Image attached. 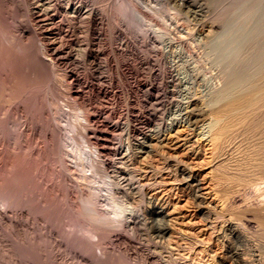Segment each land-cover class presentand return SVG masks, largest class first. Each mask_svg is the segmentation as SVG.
Here are the masks:
<instances>
[{
  "label": "rangeland",
  "instance_id": "374dc122",
  "mask_svg": "<svg viewBox=\"0 0 264 264\" xmlns=\"http://www.w3.org/2000/svg\"><path fill=\"white\" fill-rule=\"evenodd\" d=\"M38 1H41V0H0V9L2 11L6 9L4 11L5 13L3 12L2 14L7 15V16L4 15L6 17L5 21H7V23L16 22L15 24L18 25V23L21 22L19 23L20 25L24 24L25 26H27L29 22L30 25H28L27 27L30 28L32 23H30V21L26 22L25 15L26 14L27 16L29 15L30 9L38 8L37 6ZM54 1L58 3V6L60 7V15H63L62 11L64 13V12L69 11L70 8L72 7L81 6V5L83 7L86 6L87 8H90L91 6L92 8L97 9L98 11L96 15V20H98L96 22L97 26L95 25L91 29L92 32L90 31V33L87 34V32L85 31V24H82V21L80 19L78 22L77 21L75 22V24L77 23L78 25L77 24H76L77 26L75 25L76 27H75L74 33H72L73 32L72 31L70 34L69 33L66 34L67 37L66 36L63 37L64 38L63 41L65 44H63L64 48L62 49H64L65 52H70L69 53L70 64L67 65L68 67L67 66L65 67H67V70H70V69L73 70L72 74L74 75V78L76 77L75 79L76 80L78 79V81L80 82L78 85V89H75L74 91H72V93L68 90L69 89L67 87L68 82H66L67 80L65 81V79L62 77L64 74V70H65V68L62 69L64 66H62L61 70L56 69L57 71H53L52 73V71L50 70L52 69L55 70V68L50 69L49 67L50 64H49L47 75H49L48 74L49 71H50L49 73L50 74L52 73V74L51 76L49 75L50 77L48 76L47 77L51 80L45 77V79L41 78L42 80L40 78H36L39 80L37 81L35 80V78L32 80L33 77L31 76L30 78V77L23 75L26 78H28V79L26 78L25 79L29 80V83L25 81L24 77H22L23 78L22 80H24L25 83L23 81L22 83H24L25 85L27 84L28 86L27 85L25 86L24 84H22V86L17 89V92H19V95L20 93H22L21 94L22 97L20 95L19 99L17 97L14 100L15 102L18 100V102L16 103H19L20 110L16 111L13 109V106L6 105L8 107L7 110H9L8 112L11 113L9 114L7 111H5L6 110L5 105H4L5 110L2 108L5 111V112L2 111L4 113L2 115V118L6 119V120L4 119L2 123H4V125L6 126L2 124L3 127L2 126L1 127L3 128V130L0 127L1 128L0 130H2V133H4L5 131L4 133L5 137L2 134L5 140H3V137H1V139L4 142L6 141L7 138H9L8 141H10L11 136H12L11 141L13 138L19 139V136L17 137V134L15 133V131L11 132L10 128L12 130V127L15 126V124L18 125V123L20 124L21 122L24 121L28 124V126L30 125V128L33 130L32 137H31L33 138L31 139L32 141L30 140L27 142L28 144L26 143L28 146H30L32 142V146H30L29 149L25 147V149L29 151L31 147L34 148V149L31 148L33 152L32 150L29 151L32 153L34 152L36 153V154L34 153L35 156L30 155L32 158L34 157L36 158V156H39V154H42V155L37 157V159L34 158L31 161V157L29 156L30 153L28 152L29 153L28 154L26 151L25 155L27 154L28 157L26 158L27 155L24 157L22 156V159L25 161V163L22 160L20 161L21 164L23 162V164L21 165L20 162H18L17 160H16L17 162L13 160L12 164H15L16 162L18 165L16 164L17 166L16 165L13 166L12 164H10V166L12 165L11 169L10 168L4 169V170L8 169L10 172L8 171V174L6 173L7 175L4 174L5 171L2 173L3 175L1 174L2 177L4 176V179H2V177H1L2 180L0 179V187H1L0 188V194H1L0 195V205L5 206V207L0 206V264H97V262L99 261L104 262L103 264H126V263H132V264L134 263L135 264H185V263L189 264L190 263L191 264V262H193L192 264H197V263L198 264H222L219 260V256L220 255L222 256L223 254L224 256H222V259H224V261H226L227 264H234L235 263L234 260L239 255L240 257L242 258L244 257V259H247V260H249L248 258H251L248 261V264H263L264 263V231H263L264 226L263 228H258L259 223L255 225L256 223L254 221L258 219H259V222L264 221V218H263L264 216L263 217L261 216V213L262 215H264L263 213L264 212L263 211L264 209V201H263L264 200V173L262 174V171L259 173L254 170L253 168L254 160L252 159L255 157H253V155H250V153L252 154L251 151L256 153L254 151L255 149L260 152L261 160L263 159L262 157H264V132H263L264 128L262 129V127H260V125L258 124L259 122L258 120L251 119L248 121L250 122V125L249 123L244 124L243 133L241 134L242 136L240 135L238 139L233 140L234 145L233 143L232 145H230L234 148L233 151L230 150V153L226 151L227 152L226 154L228 155V157L223 156V159L227 162V163L225 162L226 163L225 165L233 164L232 166L228 165V169L233 168L235 165L234 163L236 161L237 163L240 162L241 164L243 163V160L244 162L246 160H248L249 162L247 161L246 163L242 164V166L244 165L245 168L241 167L243 170L240 168L241 170L239 173L240 176L238 175L237 177L235 174H233V172H231L227 168L221 171H218V173L216 172V175H218L217 177L218 179L216 177H214V179L216 181L218 180H221V181H218L217 183L213 179L214 180L213 183L214 185L217 186L218 192L216 193L217 188L215 187L216 190L211 192L210 198L213 199L214 195H217L218 197L214 198L215 200L213 201L215 204L214 205L215 210L212 211V216L207 218L206 216H203L199 213L195 214L192 208L194 204L193 203L189 204L188 200H186L187 198L183 195L182 192H179V191L177 192V190L176 191L170 190L171 191L170 192L167 190V193H166V191L164 192L162 188L152 189L153 191H155L153 193L156 194V199L152 200V205L154 204L158 205L162 203L166 196V197H170L171 199H173L174 202H177L178 203L177 207H180L178 208L179 214L175 212L172 215V216L175 215L174 217L179 216L177 218V221L179 223L174 222V221L172 222L168 221L170 218H172L171 215H169L168 218L167 217L165 219L163 218L164 221L166 220L168 222L166 221L164 222L161 220V224H165V223L173 224L174 223L173 224L174 227H172L173 225L171 226L174 232L171 231V234L173 236L167 235L164 237V239H160V240L159 238L156 239L153 236L154 234L149 228L150 224L144 223L145 221L146 222L149 221L147 219L148 216L145 213L149 205L147 203L146 205H144L145 201L139 200L140 198L138 199L137 197L136 198L138 199V201L137 199L134 201L132 200L128 201L127 198L124 197V192H122L121 187L123 189L125 187V192H128L130 191L128 187L131 188L133 184L137 185L138 183L148 182L147 179H150L153 174L155 175L163 174L164 175V173H168L170 176H172L174 175L173 174L174 167H169L172 169V170L171 169L169 170V168L167 169L166 167L162 166L163 161L160 157L149 155V158L146 157V159L148 158L147 159L148 161L147 162L145 161L146 165L138 163L140 166L139 165L135 166L136 165L135 163V165H132L134 168L132 166L128 168L127 166L128 170L132 174L134 173L133 178H131L130 175H128L129 171H127V168H125V166L121 163L122 154L120 152H121V148L122 149L126 148L128 145L131 147V150L133 149L132 151H134L135 149L138 150L137 147L139 146L140 142L149 140V138L154 135L155 131L158 130L160 126H161L160 128H162L161 130L163 131V129H165L164 125L166 126V124L168 123V125L172 126L171 132H173L176 129L185 130L186 134L191 133L190 135L193 136L194 139L198 140L197 142L200 145L196 142L197 144L196 146L197 148L198 146L200 147L198 148L199 155L197 157V160H193L192 156L187 158L188 163H190L191 166L193 165L195 166V164H197V161L200 162L199 160H203V159L205 160L207 156H209V154L207 155L209 148L207 147L205 141H202L196 136L197 131L196 130L193 131L194 126L193 125L184 126V123L177 122V120L179 121V111H178L179 107L176 106L178 105L176 101H178V98L182 93L180 94L178 93L179 89H176V91L175 90L171 91V88H169V85L167 84V79H168L166 77L167 72L168 71L173 72L174 70H177V69L181 71V69H183L182 71H184L185 73H188L190 72V70L193 69V67L194 68L196 67L197 70L195 69L196 71L194 72L195 80L193 79L191 81L192 83L189 85L188 87L189 89L187 88L188 91L186 95L192 98H195L194 96L196 97L198 96L197 97L198 105L201 106V104H199L200 102L201 103L204 102L203 105L206 103V105H208V107L205 105L207 108L206 110L208 111V114L209 113L212 114L213 111H210V110L215 109L214 107H217L220 104H215V102H210L209 98L212 101L213 99L211 98L212 94L214 93L213 94L214 96L215 94H217L218 90H220L222 86L224 87L226 80L225 81H220V80L224 78L223 76H225V78L227 79L229 68L227 67L228 68L227 70V68L224 65L219 67L220 64L218 65V63L216 62L214 63V61H212L214 59H210V55L208 53L209 51L208 45L212 41L213 36L216 35L217 33L219 34V32L222 31V28L226 27L227 25H230L231 23H235V21L238 24L240 21L239 19L243 14L258 10L257 14L255 15L256 17L254 16L255 18H253V20L251 21V24L254 25L255 23L257 25L258 24L261 25V26L259 25L258 30L262 32L257 31L261 35L258 36L257 40H256L257 38L256 36L255 39L252 38L253 40L252 42H250L251 41L250 40L249 41L250 43L248 42V44H245L247 46H245L243 50L240 51V54H242L240 55L241 57L240 59H241V62L243 60L246 62L247 59L244 55L248 56L250 54L249 55L250 58H248L249 56L247 57L249 62L255 63L256 61L260 59L263 62L264 59L262 58H264V48H263L264 47V29H263L264 28V12H263L264 11V0H189L187 3H183L181 0L180 1L176 0L175 2L172 0H71L70 3H68L69 2L68 0H42V2H39V3L46 5V3L50 2V4L52 5L54 4ZM6 5L7 6L11 5V8H14V9L15 7H12V6L14 5L16 6V10H12L13 13L15 12L14 14L12 13L13 15L10 13V10H11L10 7L8 6V8L10 9L8 10ZM15 14L19 17H17ZM11 15L13 18L11 17ZM64 15H66V13ZM140 15L142 16L140 17ZM16 19H18V21H16ZM256 21H258V23ZM67 22H69V20ZM66 23L64 22L63 24H66ZM11 24L12 23H10V25ZM15 24H14V27L16 26ZM211 26L217 29H213L212 32H210V36H207L209 38L208 39L204 35L207 33L206 30L210 29L209 27ZM11 27H13V25H11ZM33 30L34 29L30 28L31 33ZM33 34H31L32 37L35 36V35L33 36ZM85 35H88V36H85ZM0 36H2V39L4 38L5 40L8 35L0 32ZM31 36L29 37L32 38ZM8 38L6 39L7 42L6 40L2 42V39L0 38L1 43H3V45H6L9 41L8 45H10V42H11L10 36H8ZM30 38L27 39L29 40V45L31 43ZM34 39L35 38H33L32 40ZM36 40L32 42L31 45L32 44L33 46L38 45L39 41L38 40L36 41ZM5 42L6 44H4ZM31 45H30V48L32 49ZM84 47L89 48L90 52H92V58L83 55L82 49H84ZM16 48H19V49H16ZM37 49H39V47L36 48V50ZM256 49H259V50H256ZM13 50L15 51L20 50L19 45H17L15 49L13 47ZM21 50L23 49L21 48ZM21 50L20 52L18 51L19 54L17 53V51L16 52L14 51V52L18 54L19 56H21L20 54L22 53ZM242 56H244L243 57L244 59L242 58ZM254 56L255 57L258 56V58L256 59L254 58ZM70 59L72 61H70ZM253 59H255L254 62H252ZM258 62L256 63L257 66L259 65L261 61L259 63ZM251 63H249L250 66L247 65V67L249 66L250 70L251 69L256 70V68L258 67H256L255 64L252 65ZM65 64H67V62H65ZM17 65H19V63H17ZM23 66H21V68ZM117 66H119V68L121 67L119 70L126 69L127 71L126 74H128L127 78L129 82L130 80L132 81L131 76H133V73L137 71L136 73L140 75V77L138 76L139 77L138 80L140 79V82L142 81L141 85L143 87H141L136 92L133 91L134 94L130 92L127 86H124L118 82V79L116 78L117 73L115 70ZM178 67H180V69ZM56 72L58 73L60 72L61 75L60 73L57 74ZM54 73H56V76ZM225 73L227 74L225 75ZM263 73H264V70L260 73L261 74L259 75L260 77L257 76V78L259 77L258 79H255L257 82L258 80L261 81L264 79ZM149 74L152 75L154 84L157 87L156 88L157 90L154 89V92L150 95L145 93V89H146L145 84L147 83V81L148 83L150 81L151 75ZM215 79H218V80H215ZM45 81H47L48 83ZM123 82H125L124 79H123ZM23 86L24 88H22ZM93 87L94 89L99 88L101 92L99 94L100 97L96 96L94 100L93 98L91 100V107L94 109V111L97 110L96 113L99 114L97 115L95 113V115H93V119H94L93 121L95 123H99V125L97 124V127L99 129L98 128L93 129L96 132L92 131V133L94 132L93 133L94 136L96 135L97 137L98 135V138L102 139L104 143V148L107 147L106 148L107 151L105 152V156H104L105 158H99L100 160L94 159L96 160L95 163H94V160L91 161L93 167H91L89 170L88 166L85 164L87 162L86 159L88 157L87 156L88 152H85L84 149L92 151L93 145L89 144L91 147L89 146V148L87 149L88 145H86L85 139L83 140L82 136L84 132H91L92 129L90 130L89 128L90 126L84 123L85 121L84 119L82 120V118H84V109H83L84 104L88 103L87 100L93 90ZM21 88L22 90L24 89V91H22ZM209 89L211 90L208 91ZM214 89L215 90L217 89V91H215ZM75 91L76 93H79V95H76L74 93ZM25 95L27 96V98L23 97ZM208 96H211V97H208ZM200 98L203 100H201ZM207 98L209 101L207 100ZM19 100L20 102L23 101L25 103L22 104L19 102ZM209 103L210 104L212 103L211 106L215 104V106H212L213 109L212 107L209 106L210 105ZM9 106L12 108H10ZM1 107H0V111H1ZM21 108H23V110ZM20 111L23 112L22 115L19 113L22 116V119H20L21 117L20 115L17 116L18 112ZM7 113L8 115L4 116ZM15 113H16V116H14ZM169 120H171V122H166ZM4 121H6V124ZM178 123H180V125ZM73 125H75L74 127H76L77 125V127L73 129L74 128ZM7 126H10V128ZM5 127L9 128V130L6 128L7 131L12 133V134L9 133L10 134L9 137H8L9 134H7L8 132L6 131V129L4 130ZM85 128H89V129L86 130ZM246 128H248V130ZM245 129H246V132H245ZM14 133L16 137H13ZM258 134L262 138L261 140L259 139L260 137L258 136ZM69 135L72 137L71 138L72 140L68 139V137H70ZM72 135H74V138ZM255 136H257L258 138ZM65 138H67L68 140ZM13 142H16V140L10 143H13ZM78 144L81 146H79ZM72 146H75V147L77 146V147L75 148ZM36 148L38 150H36ZM200 150H201V153H200ZM228 153L231 155H229ZM82 155L84 157H82ZM243 155L245 156L244 158H243ZM241 157L242 159H240ZM28 158L30 161L25 160ZM234 158L236 161H233ZM18 159L21 160V157ZM72 159L75 161H73ZM106 159L108 160V164H104V162H101V161H105ZM250 159H251V163H250ZM33 161L35 163H33ZM27 162L29 165L27 164ZM250 164H252V170L255 171V174H253L254 171H249L251 170V168L248 170V168L251 167ZM245 165H247V167ZM21 167L26 168V169H29L31 167L32 169V170L30 169L31 173H29V170L27 171L26 169L22 171ZM35 168H37V170ZM163 168H165V170ZM81 170L83 171V173ZM242 171H243L242 174H244V171H246L245 174L248 173L247 176L249 175L252 176L253 174L256 179L254 177L253 179H251L252 177L250 176H249L250 178L242 177L241 175ZM27 172H28V175H27ZM35 172H36V175H35ZM38 172H40L39 173L40 176L38 175ZM24 174L26 175L24 176ZM8 175H10L11 177ZM33 175L37 176L38 178L34 179L36 177L34 176L33 178ZM223 175L225 178L222 177ZM231 175L232 177H230ZM5 176H7L8 178L6 179ZM124 176L126 177L121 182L119 179L121 177L123 178ZM243 176H246V175H243ZM224 179H227V180L225 181ZM256 180L257 181L259 180V181L256 182ZM118 181L121 182L120 187L117 185L121 191L119 190L117 192L119 193L118 194L119 196H117V193H116L117 200L118 202H120L122 205L126 207L129 205L127 207L128 210L124 213V215L120 214V216L114 215V214L112 215V212H111L112 210L111 211L109 210L111 208L107 204L106 194H104L106 192H104L103 190L105 189L108 183H111L112 185L116 186ZM256 183L258 184V186ZM2 184H4L5 186ZM5 191L7 194L5 193ZM158 191L161 192L162 196H160L161 194L160 192L158 193ZM162 191L164 194L162 193ZM4 193L6 195H4ZM174 193L175 194L177 193V194L175 195ZM91 194H94L95 196ZM2 195L5 197H3ZM233 199L235 200V202ZM260 200L262 203L258 202ZM240 204L241 205L243 204V205L241 206ZM260 204H262V207H257V205L259 206ZM97 205L98 206L100 205L101 207L99 206L100 207L99 208ZM93 207L94 208L96 207L95 208L96 210ZM89 208L92 209L94 212L92 210L90 211ZM129 210H132V213ZM259 210L261 213H258ZM128 212H130L131 214H129ZM90 214H92V216L97 215V220L92 219L93 217L90 219V216H91ZM259 214L261 216L260 218H259ZM126 215L133 216V218L131 219V223L129 224L127 223V218L126 219L124 218V216L127 217ZM98 216H99V219L101 220L98 219ZM247 217L249 219L250 218L254 219V220L250 219L252 221L251 223L252 225L251 224L248 225L246 223V219H248ZM139 219H142V220H139ZM140 221L142 222V225L138 223ZM186 221H190V223ZM194 221H195V224H194ZM206 221H208V223H211V226H213L210 229L212 230L210 231L211 232L210 234H213L212 235L213 237L210 236L209 232H208L209 234L208 235L209 237H208L207 235H203L202 232L199 230L200 225ZM226 221H231V222L233 221V223L238 228L237 230L240 234V238L238 237L236 238V236L232 234L233 233L232 230L229 228H224V229L219 228L220 226H224V223ZM198 222L199 224H197ZM245 223L247 226L245 225ZM256 226L259 230H261V232L258 231V229L256 230ZM185 230L187 233L185 232ZM184 233H186V235ZM194 238H198V241H200V243L197 241L198 244L196 243L195 245H192L188 247L187 249H185L184 246H182L183 243L188 242V241L190 242ZM176 242H178L179 246L177 245ZM181 246L183 247L182 249H180ZM176 248L179 250H177ZM203 251H206V252H203ZM200 252H202L201 255H200ZM221 252L223 254H221ZM254 252L255 254L259 252L257 254L259 258L257 257L258 258L257 259L256 257H254L256 260L252 256ZM180 253H182V255ZM212 255H214V257ZM184 256H188V257L185 258ZM194 256H196V258ZM247 256H251V257H247ZM212 257L214 258V260ZM191 258L192 260H190ZM257 260H259V262L256 263ZM261 260L263 261L261 262Z\"/></svg>",
  "mask_w": 264,
  "mask_h": 264
},
{
  "label": "bare ground",
  "instance_id": "6f19581e",
  "mask_svg": "<svg viewBox=\"0 0 264 264\" xmlns=\"http://www.w3.org/2000/svg\"><path fill=\"white\" fill-rule=\"evenodd\" d=\"M70 3L71 0H68ZM172 1H176V0H172ZM178 1V0H177ZM180 1V0H179ZM183 3H187L189 0H181ZM25 2V1H24ZM39 2H42L41 1H38V8H33V9H30L29 11V17L27 16V14L25 15L26 19V22L27 21H30V23H32L31 25V29H34L32 31V33L30 32V28L27 27L29 24L28 22V25L24 26L20 25L19 22L18 25H16L15 23L16 22H10L12 23L11 25H13L14 27V24L16 25L14 28L11 27L10 23H7V21H5L7 15H3L2 13L6 10L4 9L3 11L0 9V32H2L3 34H7L8 36H10V45L9 44V41L8 43L6 44L7 42V38L8 36L6 37V42L4 44L6 45H3V43H1L0 41V107H1V111H0V127L4 125L3 119L2 118V115L4 114L2 111H4V105L6 107V110L5 111H9L7 110L8 107L6 105H10V106H13V109L18 111L20 110V105L19 103H16L18 102V100L15 102V98L18 97V99L20 98V95L22 93H20L19 95V92H17V89L20 88L22 86V84H24V80H22L24 77V79L26 78L25 76L27 77H33L32 80L35 78V80L39 81L38 79L36 78H44L45 77H50L51 74L53 73V71H57L56 69L58 70H61L62 66H64L62 69L65 68L64 70V74H63V78L65 79L66 82H68V85L67 87L69 88L68 90L72 93V91H74L75 89H78V85H79V81L78 79L76 80L74 78V75L72 74V69L70 70H67V65L70 64L69 62V53L70 52H65L64 49V38L66 36V34H70L72 31V33H74V30H75V27L78 25L75 24V22L79 21L81 19L82 21V24H85V31L87 32V34L90 33L91 29L96 25V22L98 20H96V15H97V9H94L90 6V8H87L86 6L83 7L82 5L81 6H75V7H72L70 8L69 11L67 12H64L62 11V14L63 15H60V7L58 6V3H56L54 1V4H50V2L46 3V5L44 4H40ZM23 3V2H22ZM190 4V3H189ZM187 5V4H185ZM7 6V5H6ZM8 6L10 7V9L8 8ZM7 8L8 10H10V13L12 14V10H16V6H12V7H15L14 8H11V5H8ZM26 6V5H25ZM30 6V5H29ZM46 6V8H45ZM69 6V5H68ZM67 6V8H68ZM2 7V5H1ZM20 7V6H19ZM36 7V6H34ZM5 8V7H3ZM30 8V7H29ZM18 9V8H17ZM28 9V8H27ZM68 10V9H67ZM2 11V12H1ZM17 12V11H16ZM258 10H255V11H251V12H248V13H245L243 14L241 17H240V21L239 23L237 24L236 21L235 23H231L230 25H227L226 27L222 28V31L219 32V34L217 33L216 35L213 36V39L212 41L210 42V44L208 45V48H209V55H210V59H214L212 61H214V63H218L219 67L224 65L226 68L228 67L229 68V71H228V77L227 79L225 78V76H223L224 80H220V81H225V84H224V87L222 86L220 90H218L217 94H215L213 96V90L211 91L213 94H212V97L211 96H208V97H211L213 98L212 101L211 99L209 98L210 102H215V104H220L219 106L217 107H214L215 109H213L212 106H215V104H213L211 106V104L209 105L210 107H212L213 110H210V111H213L212 114V117L211 115L208 114V111L206 110V106L208 107V105H206V103L203 105V103H199L201 104V106L198 105V96H194L195 98H192L190 96H187L186 93L188 91V87L189 85L192 83L191 81L194 79L195 80V74L194 72L197 70L196 67L192 70H190V72L188 73H185L184 71H182L183 69H181V71H179L178 69L177 70H174L173 72H170L168 71L167 72V84L169 85V88H171V91H176V89H179V94L182 93L179 98H178V101L176 106L179 107V121L177 120V122H180V123H184V126L185 125H188V126H194V130L197 131V134L196 136L201 139L202 141H205L206 142V145L207 147L209 148V151L207 153V155L209 154V156H207V158L204 160H199L200 162L197 161V164H195V166H191L190 163H188V159L190 156H192L191 158L193 160H197V157L199 155V151H198V148L200 146H198L197 148V144L196 142L198 140L194 139L193 136H191L190 134H186L185 133V130H174L173 132H171V129H172V126L168 125V123L166 124V126L164 125V128L163 131L161 130L162 128L159 127L158 125V130L155 131L154 135L152 137L149 138V140H146V141H142L139 143V146L137 147L138 150H134L132 151L131 150V147L128 145L126 148H121V154H122V164L125 166V168H130V166L132 165H136L135 166H138L139 164L138 163H141V164H145V161L147 162L148 158H149V155H154V156H157V157H160L162 159V166L166 167L167 169L169 167H174V175L170 176L168 173H164L163 174H153L151 176L150 179H147L148 182H145V183H138L137 185L136 184H131V188L128 187V189L130 191L128 192H125V187L124 189L121 187L122 189V192H124V197L127 198L128 201H134L136 200L137 198L139 200H142V201H145V204L143 202L144 205H146V203L149 205L148 206V209L146 210V215L148 216V222H145L146 224H150L149 225V228L151 229L152 233L154 234L153 236L159 240L160 239H164L165 236H173L171 234V231H173L172 227H174V223L173 224H161V220L164 221V219L169 215H171L172 218H170L168 221H174V222H178L177 221V217H174L172 216L173 213L175 212H179L178 208L180 207H177L178 206V203L177 202H174L173 199H171L170 197H166L165 196V199L162 203L158 204V205H152V200L156 199V194L153 193L155 191H153L152 189L153 188H162L163 191L167 193V190L170 191V190H174L177 192H182L183 195L187 198L186 200H188V203L189 204H194L193 205V210H194V213L197 214H201L203 216H206L207 218L212 216V211L215 210L214 209V198L218 197L217 195H214V198L211 199L210 198V194L211 192L215 191V187L217 188L216 185H214L213 181L215 180L214 177H218V175H216V172L218 173V171H221L223 169H228V165H225L227 162L223 159V156H227L228 155L226 154L228 151L230 153V150L233 151V147L230 146L234 145V142L233 140H236L238 139V137L243 133V129H244V124L246 123H249L250 125V122H248L249 120L251 119H256L258 120V124L260 125V127H262V129L264 128V79L259 81L258 82L255 80V79H258L261 75L260 73L264 70V60L262 62V60H258L256 61L255 63H251L248 61V58H250V54L248 56L244 55L246 57V62L242 61L241 62V57L240 55V51L243 50V48L247 45L245 44H248V42H252V38H256V40L258 39V36H260L261 34H259L258 32L260 30H258L259 28V25L260 24H255L252 25L251 24V21L253 20V18H255L256 14H257ZM264 12V11H263ZM5 13V12H4ZM15 13V12H14ZM13 13V14H14ZM27 13V12H26ZM66 13V15H64ZM8 14V13H7ZM12 14V15H13ZM20 14V13H19ZM22 14V13H21ZM138 14V13H137ZM10 15V14H9ZM11 15V17H12ZM16 15V14H15ZM101 15V14H100ZM17 16V15H16ZM15 16V17H16ZM138 16V15H137ZM136 16V17H137ZM142 15H140L141 17ZM255 16V17H254ZM5 17V18H3ZM10 17V16H8ZM19 17V16H17ZM24 17V16H23ZM13 18V17H12ZM139 18V17H138ZM137 18V19H138ZM11 19V18H10ZM24 19V18H23ZM14 20V19H13ZM12 20V21H13ZM21 20V19H20ZM69 20V22H67ZM143 20V19H142ZM15 21V20H14ZM16 21H18V19H16ZM237 21V22H238ZM66 23V24H63V23ZM258 23V21H256ZM81 24V23H80ZM76 25V26H75ZM83 26V25H82ZM97 26V25H96ZM261 26V25H260ZM210 29L206 30V34L204 36L206 38H208L207 36H210V32H212L213 29H217V28H214L213 26L209 27ZM264 29V28H263ZM84 30V29H83ZM84 31V33H85ZM204 31V30H203ZM202 31V32H203ZM258 31V32H257ZM34 32V34H33ZM92 32V31H91ZM262 32V31H260ZM30 33V35H29ZM31 34H33L34 37L31 36ZM76 34V33H75ZM212 34V33H211ZM6 36V35H5ZM4 36V37H5ZM29 36H31L32 38H30ZM85 36H88V35H85ZM212 36V35H211ZM32 40L33 38H35L34 40H30V42H34L36 39L39 41V44L36 45L39 47V49L36 50V47L35 45L33 46V44L31 45L32 49L30 48V45H29V38ZM67 37V36H66ZM0 38L2 39V36H0ZM9 39V38H8ZM26 39V40H25ZM72 39V38H71ZM209 39V38H208ZM4 38L2 39V42L5 41ZM25 40V41H24ZM36 40V41H37ZM66 40V39H65ZM203 40V39H202ZM254 40V41H256ZM207 41V40H206ZM209 41V40H208ZM66 42V41H65ZM202 42V41H201ZM249 42V43H250ZM34 43V44H36ZM70 43V42H69ZM205 43V42H204ZM19 45L20 47V50L21 48L23 50H21L22 53L21 56H19L18 54V51L20 52V50H16L18 54H16L15 50H13V47L15 49V47L17 45ZM251 45V44H250ZM86 46V45H85ZM89 46V45H88ZM152 46V45H151ZM34 47V48H33ZM36 47V48H35ZM91 47V46H90ZM149 47V46H148ZM186 47V46H185ZM261 47V46H260ZM124 48V47H123ZM206 48V47H205ZM250 48V47H249ZM259 48V47H258ZM264 48V47H263ZM16 49H19V48H16ZM154 49V47H153ZM182 49V48H181ZM179 49V50H181ZM64 50V51H63ZM83 50V55L84 56H87V57H91L92 58V52H90L89 48L87 47H84ZM94 50V49H93ZM246 50V49H245ZM253 50V49H252ZM256 50H259V49H256ZM15 51V52H14ZM24 51V52H23ZM178 51V50H177ZM250 51V50H249ZM121 52V51H120ZM256 52V51H255ZM95 53V52H94ZM156 53V52H155ZM189 53V52H188ZM23 54V55H22ZM178 54V53H177ZM260 54V53H259ZM72 55V54H71ZM96 55V54H94ZM152 55V54H151ZM207 55V54H206ZM255 55V54H254ZM258 55V54H256ZM147 56V55H146ZM150 56V55H148ZM185 56V55H184ZM187 56V55H186ZM242 56V58L244 57ZM253 56V54H252ZM23 59V60H21ZM80 57V56H79ZM209 57V56H208ZM248 57V58H247ZM254 58H258L254 56ZM73 59V58H72ZM149 59V58H148ZM173 59V58H172ZM240 59V60H239ZM244 59V58H243ZM264 59V58H262ZM185 60V59H184ZM250 60V59H249ZM70 61H72L70 59ZM87 61V60H86ZM173 61V60H171ZM255 59H253L252 62H254ZM23 63L21 65L20 64ZM25 62V63H24ZM27 62V63H26ZM48 62V63H47ZM65 62H67V64H65ZM89 62V61H88ZM95 62V61H94ZM147 62V61H146ZM170 62V61H169ZM259 63V65L257 66L256 63ZM17 63H19V65H17ZM75 63V62H74ZM251 63L252 65L255 64L256 67V70H253L249 68L250 64ZM50 64V66H49ZM194 64V63H193ZM117 65V64H116ZM120 65V64H119ZM147 65V64H146ZM152 65V64H151ZM184 65V64H183ZM191 65V64H190ZM199 65V64H197ZM217 65V66H218ZM247 65H249L247 67ZM21 66H23L21 68ZM50 67V69L52 68H55V70H50L52 71V73L50 74L48 72V74L50 75H47V71H48V68ZM67 66V67H65ZM181 66V65H180ZM73 67V66H72ZM154 67V66H153ZM191 67V66H190ZM60 68V69H59ZM121 68V67H120ZM119 66H117V68L115 69L116 70V78L118 79V82L121 83L122 85L124 86H127L128 87V90L130 92L133 93L138 91L141 87H143L141 84H142V81L140 82V79L138 80V78L140 77V75H138V73H133V76H131V79L132 81L130 80V82L128 81V78H127V75L126 74V69L125 70H119L120 69ZM149 68V67H147ZM180 69V67H178ZM203 68V67H202ZM227 68V70H228ZM151 69V68H150ZM171 69V68H170ZM174 69V68H173ZM187 69V68H186ZM196 69V70H195ZM222 69V68H221ZM255 69V68H254ZM263 69V70H262ZM77 70V69H76ZM112 70V69H111ZM203 70V69H202ZM250 70V71H249ZM172 71V70H171ZM221 71V70H220ZM219 71V72H220ZM247 71V72H246ZM255 71V72H254ZM261 71V72H260ZM77 72V71H76ZM131 72V71H130ZM133 72V71H132ZM204 72V71H203ZM227 72V71H225ZM57 74H59L58 72H56ZM56 73L55 76H56ZM150 73V72H149ZM199 73V72H198ZM241 73V74H240ZM53 74V75H54ZM130 74V73H129ZM166 74V73H165ZM200 74V73H199ZM227 73H225L226 75ZM264 74V73H263ZM25 75V76H23ZM52 75V77H53ZM61 75V73H60ZM151 75V74H149ZM204 75V74H203ZM139 76V77H138ZM257 76H259L257 78ZM263 76V75H262ZM30 77V78H31ZM47 77V78H48ZM58 77V76H57ZM155 77V76H154ZM55 78V77H54ZM115 78V77H114ZM144 78V77H143ZM152 78V79H151ZM197 78V77H196ZM264 78V76H263ZM28 79V78H26ZM28 83H29V80H26ZM41 79V80H42ZM49 79V78H48ZM47 79V80H48ZM123 79L125 80V82H123ZM147 79V78H146ZM163 79V78H162ZM40 80V81H41ZM51 80V79H49ZM115 80V79H114ZM212 80V79H211ZM215 80H218V79H215ZM213 80V81H215ZM22 81L24 83H22ZM64 81V80H63ZM89 81V80H88ZM112 81V80H111ZM146 81V80H145ZM202 81V80H201ZM200 81V82H201ZM47 82V81H45ZM117 82V83H118ZM129 82V83H128ZM217 82V81H216ZM215 82V83H216ZM219 82V81H218ZM48 83V82H47ZM52 83V82H50ZM101 83V82H100ZM163 83V82H162ZM214 83V82H213ZM224 83V82H223ZM55 84V83H54ZM53 84V85H54ZM105 84V83H104ZM112 84V83H111ZM110 84V85H111ZM145 84V83H144ZM194 84V82H193ZM25 85V84H24ZM27 85V84H26ZM25 85V86H26ZM52 85V86H53ZM107 85V84H106ZM28 86V85H27ZM31 86V85H30ZM93 86V85H92ZM100 86V85H99ZM115 87V86H114ZM126 87V88H127ZM164 87V86H163ZM204 87V86H203ZM24 88V86L22 87ZM21 88V90H22ZM27 88V87H26ZM52 88V87H51ZM92 88V87H91ZM145 93L150 95L154 92V89H156L157 87L155 86L154 84V80H153V77L152 75L150 76V81L148 83L145 84ZM168 88V89H169ZM175 88V89H174ZM188 88V89H187ZM214 88V87H213ZM196 89V88H195ZM212 89V88H211ZM211 89H209L208 91H210ZM20 90V91H21ZM55 90V89H54ZM157 90V89H156ZM215 90V89H214ZM24 91V89L22 90ZM28 91V90H27ZM217 91V89L215 90ZM214 91V92H215ZM53 92V91H51ZM100 89L96 88L94 89L93 87V90L90 94V96L88 97V103H85L84 104V118H82V120L84 119V123L88 124L91 130V132H84L83 134V140L85 139V142H86V145L87 146V149L89 148L90 145H93V149L92 151L90 150H85V152H88L87 153V159H86V165L88 166L89 170L91 167H93L91 161H93L94 159L96 160H100L99 158H105V152L107 151L106 148H104V143L102 141L101 138H98V135L96 137V135L94 136V132L92 133V131H95L93 129H96L98 128L97 127V124L99 125V123H95L93 120V115H95V113L97 112L94 111V109L91 107V100L93 98V100L96 98V96H99L100 94ZM106 92V91H105ZM200 92V91H199ZM76 95H79V93H76V91L74 92ZM85 93V92H84ZM169 93V92H168ZM172 93V92H170ZM191 93V92H189ZM209 93V92H208ZM216 93V92H215ZM27 94V93H26ZM50 94V93H49ZM104 94V93H103ZM131 94V93H130ZM134 94V93H133ZM19 95V96H18ZM52 95V94H51ZM190 95V94H189ZM130 96V95H129ZM22 97V95H21ZM23 97H26L27 96H23ZM76 97V96H75ZM100 97V96H99ZM103 97V96H102ZM152 97V96H151ZM175 97V96H173ZM25 98V99H26ZM79 98V96H78ZM114 98V97H113ZM156 98V97H155ZM204 98V97H203ZM39 99V98H38ZM98 99V98H97ZM148 99V98H147ZM177 99V98H176ZM201 99V98H200ZM199 99V100H200ZM22 100V99H20ZM19 100V102H20ZM75 100V99H74ZM77 100V99H76ZM173 100V99H172ZM203 100V99H201ZM208 100V98H207ZM208 100V101H209ZM14 101V102H13ZM33 101V100H32ZM31 101V102H32ZM40 101V100H39ZM96 101V100H95ZM159 101V100H158ZM174 101V100H173ZM205 101V100H204ZM207 101V103H208ZM34 102V101H33ZM41 102V101H40ZM75 102V101H74ZM20 103H25L23 101H21ZM44 103V102H43ZM27 104V103H26ZM25 104V106H26ZM37 104V103H36ZM54 104V102H53ZM57 104V103H55ZM51 105V104H50ZM93 105V104H92ZM156 105V104H155ZM175 105V104H174ZM206 105V106H205ZM9 106V107H10ZM24 106V105H23ZM22 106V107H23ZM32 106V105H31ZM40 106V105H38ZM53 106V105H52ZM51 106V107H52ZM55 107V105H54ZM4 110H3V109ZM12 108V107H10ZM24 108V107H23ZM23 108H21L23 110ZM77 108V107H76ZM95 108V107H94ZM25 109V108H24ZM27 109V107H26ZM176 109V108H175ZM12 110V109H11ZM21 110V111H22ZM4 111V112H5ZM18 112L17 116L18 115H22L23 112ZM81 111V110H80ZM150 111V110H149ZM2 112V113H1ZM9 114H11L10 112H8ZM5 114L4 116H7L8 115ZM17 113V112H16ZM16 113L14 116H16ZM20 113V114H19ZM42 113V112H41ZM83 113V112H82ZM81 113V114H82ZM99 113V112H98ZM153 113V112H152ZM97 114V113H96ZM133 114V113H132ZM172 114V113H171ZM20 115V116H21ZM26 115V114H25ZM54 115V114H53ZM79 115V114H78ZM77 115V116H78ZM99 115V114H97ZM3 116V117H4ZM19 116V117H20ZM52 116V115H51ZM80 116V115H79ZM130 116V115H129ZM210 116V117H208ZM18 117V118H19ZM56 117V116H55ZM164 117V116H163ZM167 117V116H166ZM208 117V118H207ZM16 118V117H15ZM76 118V117H75ZM74 118V119H75ZM96 118V117H95ZM103 118V117H102ZM101 118V119H102ZM128 118V117H127ZM170 118V117H169ZM20 119H22V116L20 117ZM131 119V118H130ZM133 119V118H132ZM162 119V118H161ZM6 120V119H5ZM12 120V119H11ZM81 120V119H80ZM175 120V121H176ZM255 120V121H256ZM8 121V120H7ZM10 121V120H9ZM16 121V120H15ZM18 121V120H17ZM22 121V120H21ZM26 121V120H25ZM78 121V120H77ZM101 121V120H100ZM162 121V120H161ZM174 121V122H175ZM254 121V122H255ZM5 124H6V121H4ZM28 122V121H27ZM80 122V121H79ZM160 122V121H159ZM164 122V121H163ZM166 122H171V120L169 121H166ZM173 122V123H174ZM253 122V120H252ZM256 122V123H257ZM136 123V122H135ZM180 123H178L180 125ZM3 124V125H2ZM11 124V123H10ZM102 124V123H101ZM163 124V123H162ZM172 124V123H171ZM255 124V123H254ZM9 125V124H8ZM14 125V124H13ZM182 125V124H181ZM6 126V125H4ZM75 125H73L74 127ZM79 126V125H78ZM85 126V125H84ZM175 126V125H174ZM183 126V127H184ZM246 126V125H245ZM248 126V125H247ZM1 127V128H2ZM10 128V126H7ZM5 127L4 130L7 128ZM72 127V128H73ZM77 127V125H76ZM76 127H74L73 129H75ZM86 127V126H85ZM144 127V126H143ZM181 127V126H180ZM182 127V128H183ZM252 127V125H251ZM258 127V125H257ZM0 128V129H1ZM9 128H7L9 130ZM66 128V127H65ZM71 128V129H72ZM89 128H85L86 130H88ZM152 128V127H151ZM256 128V127H255ZM6 129V131H7ZM68 129V128H67ZM99 129V128H98ZM105 129V128H104ZM139 129V128H138ZM184 129V128H183ZM190 129V128H189ZM191 129V130H192ZM248 130V128H246ZM246 129H245V132H246ZM258 129V128H257ZM261 129V128H260ZM3 130V128H2ZM2 130H0V175L4 172L5 175L8 174V169L10 168L11 169V166L13 165H16L17 161L20 162L22 161V156H26L25 153L27 151V149H25V147H27L29 149L30 146H32V142H31V145L28 146L27 142L30 141L32 137V132L33 130L30 128V125L28 126V124L26 122H21L20 124L18 123V125L15 124V126L12 127V130L10 128V131L13 132L15 131V133L17 134V137L19 136V139L17 138H13L16 140V142H13V143H10L12 141H15L12 139L11 141V137H10V141H8L9 138L6 139V141L4 142L3 140L5 135V131L4 133H2ZM35 130V129H34ZM73 131V130H72ZM71 131V132H72ZM105 131V130H104ZM154 131V130H153ZM188 131V130H187ZM192 131V133H193ZM195 131V132H196ZM254 131V130H253ZM252 131V133H253ZM257 131V130H256ZM260 131V130H259ZM8 132V131H7ZM6 132V133H7ZM31 132V133H30ZM75 132V131H74ZM81 132V131H80ZM96 132V131H95ZM113 132V131H111ZM255 132V131H254ZM264 132V131H263ZM10 132H8L7 134H9ZM15 133L13 134V137H16ZM188 133V132H187ZM258 133V132H257ZM4 137H3V135ZM12 134V133H10ZM10 134L8 135V137L10 136ZM150 134V133H149ZM15 135V136H14ZM244 135V134H243ZM256 135V134H255ZM7 136V135H6ZM70 136V135H69ZM73 138H74V135H72ZM128 136V135H127ZM139 136V135H138ZM149 136V135H148ZM242 136V135H241ZM247 136V135H246ZM259 136V134H258ZM263 136V135H262ZM1 137H3V140L1 139ZM38 137V136H37ZM66 137V136H65ZM78 137V136H77ZM101 137V136H100ZM129 137V136H128ZM137 137V136H136ZM257 137V136H255ZM254 137V138H255ZM260 137V136H259ZM72 137H68V139L72 140L71 139ZM80 138V137H79ZM196 138V137H195ZM246 138V137H245ZM258 138V137H257ZM64 139V138H63ZM67 139V138H65ZM67 139V140H68ZM260 140L262 139L261 137L259 138ZM105 140V139H104ZM110 140V139H109ZM245 140V139H244ZM252 140V138H251ZM255 140V139H253ZM32 141V140H31ZM49 141V140H48ZM106 141V140H105ZM134 141V140H133ZM240 141V140H239ZM258 141V140H257ZM35 142V141H34ZM63 142V141H62ZM67 142V141H66ZM71 142V141H70ZM73 142V141H72ZM236 142V141H235ZM251 142V141H250ZM253 142V141H252ZM27 143V144H26ZM47 143V142H46ZM77 143V142H76ZM80 143V142H79ZM198 143V142H197ZM202 143V142H201ZM259 143V142H258ZM257 143V144H258ZM72 144V143H71ZM70 144V145H71ZM90 144V145H89ZM130 144V143H129ZM199 144V143H198ZM205 144V143H204ZM203 144V145H204ZM243 144V143H242ZM247 144V143H246ZM261 144V143H260ZM263 144V143H262ZM26 145V146H25ZM36 145V144H34ZM33 145V146H34ZM63 145V144H62ZM69 145V143H68ZM79 145V144H78ZM85 145V144H84ZM200 145V144H199ZM202 145V144H201ZM238 145V144H237ZM236 145V146H237ZM61 146V145H60ZM81 146V145H79ZM106 146V145H105ZM109 146V145H108ZM117 146V145H116ZM240 146V145H239ZM247 146V145H246ZM46 147V145H45ZM44 147V148H45ZM72 147H75V146H72ZM77 147V146H76ZM75 147V148H76ZM91 147V146H90ZM114 147V146H113ZM135 147V146H134ZM204 147V146H203ZM253 147V146H252ZM257 147V146H255ZM32 149H34L33 147H31ZM30 148L29 151H31L32 149ZM53 148V147H52ZM71 148V147H70ZM69 148V149H70ZM86 148V147H85ZM243 148V147H242ZM262 148V147H261ZM25 149V150H24ZM60 149V148H59ZM78 149V148H77ZM206 149V148H205ZM249 149V148H248ZM252 149V148H251ZM36 150H38L36 148ZM45 150V149H44ZM51 150V149H50ZM49 150V152H50ZM67 150V149H66ZM76 150V149H74ZM83 150V149H81ZM246 150V149H245ZM261 150V149H260ZM27 151V153L29 152ZM73 151V150H72ZM205 151V152H207ZM237 151V150H236ZM243 151V150H242ZM254 151L256 153H254L253 151L252 154L250 153V155H253V158L252 160L253 161V168L256 172H261L262 171V174L264 173V157H262L263 159L261 160L260 158V152L258 150H255ZM24 152V153H23ZM33 152V150H32ZM32 152H29V156L30 155H34V153ZM38 152V151H37ZM65 152V151H64ZM77 152V151H76ZM82 152V151H81ZM204 152V153H205ZM244 152V151H243ZM250 152V151H249ZM263 152V151H262ZM79 153V152H78ZM200 153H201V150H200ZM228 153V154H229ZM247 153V152H246ZM36 154V153H35ZM39 154V153H38ZM37 154V155H38ZM48 154V153H47ZM76 154V153H75ZM109 154V153H108ZM225 154V155H224ZM243 154V153H242ZM245 154V153H244ZM263 154V153H262ZM42 154H39V156H41ZM68 155V154H67ZM84 155V154H83ZM82 155V157H84ZM231 155V154H229ZM35 156V155H34ZM39 156H36L35 159H37V157ZM80 156V155H79ZM247 156V155H246ZM21 157V160H19L18 158ZM28 157V155L26 156V158ZM31 157V156H30ZM29 157V158H30ZM64 157V156H62ZM69 157V156H68ZM67 157V158H68ZM78 157V156H77ZM146 157H148L146 159ZM156 157V158H157ZM201 157V156H200ZM206 157V156H204ZM224 157V158H225ZM237 157V155H236ZM245 156L243 155V158ZM248 157V156H247ZM246 157V158H247ZM257 157V158H256ZM16 158V159H15ZM28 159H25V160H29ZM31 157V161L34 159ZM44 158V157H43ZM93 158V159H92ZM190 158V159H191ZM230 158V156H229ZM42 159V158H41ZM71 159V158H70ZM76 159V157H75ZM78 159V158H77ZM146 159V160H145ZM154 159V158H153ZM228 159V158H227ZM226 159V160H227ZM242 159V157L240 158ZM239 159V160H240ZM249 159V158H248ZM261 161H260V160ZM13 160H17L15 162V164H12ZM73 160V159H72ZM71 160V161H72ZM96 160H94V163L96 162ZM104 160V159H102ZM150 160V159H149ZM230 160V159H229ZM238 160V159H237ZM246 160V159H245ZM24 161V160H23ZM30 161V160H29ZM28 161V162H29ZM36 161V160H34ZM33 161V163H35ZM75 161V160H73ZM82 161V160H81ZM89 161V162H88ZM191 161V160H190ZM228 161V160H227ZM231 161V160H230ZM233 161H236L235 158ZM242 161V160H241ZM248 160H246L244 162L243 160V163H246ZM27 162V164H28ZM40 162V161H39ZM60 162V161H59ZM68 162V161H67ZM98 162V161H97ZM101 162H104V164H108V160L106 159L105 161H101ZM226 162V163H225ZM249 162V161H248ZM25 163V161H24ZM77 163V162H76ZM100 163V162H99ZM114 163V162H113ZM153 163V162H152ZM230 163V162H228ZM233 163V162H232ZM242 163V164H243ZM250 163H251V159H250ZM10 164H12L10 166ZM21 164V162H20ZM23 164V162H22ZM21 164V165H22ZM149 164V163H148ZM234 167L233 168H230V165L228 170H230L231 172H233V174L236 175V177L239 175L240 173V168L241 167H244V165L242 166V164L239 162L237 163V161L234 163ZM249 164V163H248ZM18 165V164H17ZM16 165V166H17ZM29 165V164H28ZM37 165V164H36ZM40 165V164H39ZM122 165V166H123ZM251 167L248 168V170L251 168V170L249 171H254L252 170V164H250ZM9 166V167H7ZM15 166V167H16ZM41 166V165H40ZM83 166V165H82ZM100 166V165H99ZM110 166V165H109ZM112 166V165H111ZM140 166V165H139ZM143 166V165H142ZM149 166V165H148ZM152 166V165H151ZM156 166V165H155ZM154 166V167H155ZM161 166V168H162ZM247 167V165H245ZM20 167V166H19ZM24 167V166H23ZM97 167V166H96ZM133 167V166H132ZM5 168H8L6 170H4ZM22 168V167H21ZM83 168V167H82ZM99 168V167H98ZM104 168V167H103ZM110 168V167H109ZM127 168V171H129ZM134 168V167H133ZM141 168V167H140ZM144 168V167H143ZM245 168V167H244ZM26 168H22L21 170L24 171ZM31 167L29 169H26L27 171L29 170V173H31L30 170ZM37 170V168H35ZM81 169V168H79ZM84 169V168H83ZM165 170V168H163ZM171 168H169L170 170ZM202 171L200 172L199 170ZM242 169V168H241ZM35 170V171H36ZM65 170V169H64ZM88 170V171H89ZM131 170V169H130ZM141 170V169H140ZM161 170V169H160ZM159 170V171H160ZM172 170V169H171ZM243 170V169H242ZM246 170V169H244ZM7 171V172H6ZM82 171V170H81ZM93 171V170H92ZM167 171V170H166ZM165 171V172H166ZM204 171V172H203ZM255 171L253 174H255ZM10 172V171H9ZM42 172V171H41ZM94 172V171H93ZM161 172V171H160ZM246 171H244V174L243 171L241 172V175L242 177H249L247 176V174H245ZM7 173V174H6ZM15 173V172H14ZM25 173V172H23ZM40 172H38V175H39ZM83 173V171H82ZM85 173V172H84ZM96 173V172H95ZM134 174V173H133ZM133 174L129 171L128 172V175H130L131 178H133ZM152 174V173H151ZM221 174V173H220ZM252 174V177L251 179H253V177L255 178V176ZM258 174V173H257ZM3 175V174H2ZM2 175L0 176V179L2 177ZM17 175V174H16ZM26 174H24L25 176ZM27 175H28V172H27ZM35 175H36V172H35ZM33 175V178L34 176ZM68 175V173H67ZM83 175V174H82ZM243 175H246V176H243ZM259 175V174H258ZM10 176V175H8ZM14 176V175H13ZM30 176V174H29ZM40 176V175H39ZM229 176V175H228ZM240 176V175H239ZM262 176V175H261ZM6 179L8 178L7 176H5ZM11 177V176H10ZM19 177V176H18ZM21 177V176H20ZM32 177V176H31ZM36 178L34 179H37L38 177L35 176ZM64 177V176H63ZM126 176H124L123 178L121 177L119 180L122 182L124 179H125ZM129 177V178H130ZM223 178L224 175L222 176ZM232 177V175L230 176ZM249 177V178H250ZM128 178V180H129ZM228 178V177H226ZM2 179H4V176L2 177ZM1 179V180H2ZM15 179V178H14ZM60 179V178H58ZM91 179V178H90ZM105 179V178H103ZM138 179V178H137ZM142 179V178H141ZM214 179V180H213ZM218 179V178H217ZM256 179V178H255ZM259 179V178H258ZM13 180V179H12ZM21 180V179H20ZM30 180V179H29ZM81 180V179H80ZM111 180V179H110ZM131 180V179H130ZM134 180V179H133ZM146 180V181H147ZM223 180V179H222ZM225 181L227 179H224ZM238 180V179H237ZM260 180V179H259ZM258 180V181H259ZM35 181V180H34ZM41 181V179H40ZM82 181V180H81ZM118 181L116 186L115 185H112L111 183H108L105 187L104 194H106V199H107V204L110 206L111 209H109L111 212H112V215H118L120 216V214L124 215V213L128 210V206H124L122 205L120 202H118L117 200V196H119L117 193L119 190H120V185H121V182ZM216 181V180H215ZM218 181H221V180H218ZM218 181H216L218 183ZM256 180V182H258ZM3 182V181H2ZM30 182V181H29ZM62 182V181H61ZM66 182V181H65ZM134 182V181H133ZM143 182V181H142ZM244 182V181H243ZM248 182V181H247ZM246 182V184H247ZM106 183V182H105ZM136 183V182H135ZM221 183V182H219ZM226 183V182H225ZM232 183V182H231ZM249 183V182H248ZM115 184V183H114ZM229 184V182H228ZM257 184V183H256ZM4 185V184H2ZM119 187H118V186ZM136 185V186H134ZM223 185V184H222ZM249 185V184H248ZM5 186V185H4ZM64 186V185H63ZM100 186V185H99ZM226 186V185H225ZM234 186V185H233ZM255 186V185H254ZM253 186V187H254ZM258 186V184H257ZM61 187V186H60ZM228 187V186H227ZM232 187V186H231ZM236 187V186H235ZM1 188V187H0ZM3 188V187H2ZM62 188V187H61ZM66 188V187H65ZM94 188V187H93ZM229 188V187H228ZM237 188V187H236ZM248 188V187H247ZM6 189V188H4ZM12 189V188H11ZM223 189V188H222ZM221 189V190H222ZM249 189V188H248ZM117 190V191H116ZM155 190V189H154ZM159 190V189H158ZM250 190V189H249ZM255 190V189H254ZM101 191V190H100ZM121 191V190H120ZM161 191V190H160ZM158 191V193L160 192ZM162 191V193H163ZM253 191V190H252ZM259 191V190H258ZM12 192V191H11ZM64 192V191H63ZM98 192V190H97ZM121 192V193H122ZM171 192V191H170ZM218 192V188H217V191L216 193ZM235 192V191H234ZM6 193V191H5ZM4 193V195H6ZM94 193V192H93ZM116 193H117V196H116ZM157 193V192H156ZM230 193V192H229ZM236 193V192H235ZM245 193V192H244ZM9 194V193H8ZM58 194V193H57ZM65 194V193H64ZM123 194V193H122ZM161 194V192H160ZM164 194V193H163ZM171 194V193H170ZM175 194V193H174ZM177 194V193H176ZM175 194V195H176ZM180 194V193H179ZM1 195V194H0ZM69 195V194H68ZM91 195H94V194H91ZM99 195V194H98ZM121 195V194H120ZM167 195V194H166ZM234 195V194H233ZM244 195V194H243ZM3 196V195H2ZM70 196V195H69ZM95 196V195H94ZM159 196V195H158ZM157 196V197H158ZM162 196V194L160 195ZM169 196V195H168ZM174 196V195H173ZM180 196V195H179ZM231 196V195H230ZM241 196V195H240ZM250 196V195H249ZM261 196V195H260ZM5 197V196H3ZM137 197V198H136ZM175 197V196H174ZM238 197V196H237ZM242 197V196H241ZM160 198V197H159ZM163 198V197H162ZM173 198V197H172ZM176 198V197H175ZM220 198V197H219ZM222 198V197H221ZM232 198V197H231ZM9 199V198H8ZM137 199V201H138ZM177 199V198H176ZM185 199V198H184ZM191 199V200H190ZM235 199V198H234ZM233 199V200H234ZM251 199V198H250ZM254 199V198H253ZM62 200V199H61ZM158 200V198H157ZM232 200V201H233ZM236 200V199H235ZM234 200V202H235ZM246 200V199H245ZM255 200V199H254ZM263 200V199H262ZM83 201V200H82ZM88 201V200H87ZM122 201V199H121ZM191 201V202H189ZM264 201V200H263ZM3 202V201H2ZM8 202V201H7ZM65 202V201H64ZM136 202V201H135ZM157 202V201H156ZM233 202V204H234ZM259 203L261 202L258 201ZM89 203V202H88ZM227 203V202H226ZM230 203V202H229ZM238 203V202H237ZM258 203V204H259ZM262 203V202H261ZM3 204V203H1ZM11 204V203H10ZM184 204V203H183ZM6 205V204H4ZM66 205V204H65ZM85 205V204H84ZM107 205V206H108ZM181 205V204H180ZM179 205V206H180ZM188 205V204H187ZM241 205V204H240ZM243 205V204H242ZM241 205V206H242ZM2 206V205H0ZM86 206V205H85ZM91 206V205H90ZM93 206V204H92ZM98 206V205H97ZM100 206V205H99ZM98 206V207H99ZM135 206V204H134ZM182 206V205H181ZM222 206V205H221ZM2 207H5V206H2ZM64 207V206H63ZM101 207V206H100ZM99 207V208H100ZM188 207V206H187ZM254 207V206H253ZM256 207V206H255ZM257 207H262V204H260L259 206L257 205ZM94 208V207H93ZM96 208V207H95ZM94 208V209H95ZM107 208V207H106ZM127 208V209H126ZM171 208V210H170ZM182 208V207H181ZM190 208V207H189ZM191 208V209H192ZM246 208V207H245ZM251 208V207H249ZM4 209V208H3ZM67 209V208H66ZM90 209V208H89ZM257 209V208H255ZM259 209V208H258ZM70 210V209H69ZM92 209H90L91 211ZM96 210V209H95ZM108 210V211H109ZM192 210V211H193ZM250 210V209H249ZM261 210V209H260ZM259 210L258 213H261ZM93 211V210H92ZM98 211V209H97ZM131 211L132 213V210H129ZM243 211V210H242ZM262 211V210H261ZM264 211V209H263ZM94 212V211H93ZM110 212V213H111ZM244 212V211H243ZM247 212V211H246ZM108 213V212H107ZM129 214H131L130 212H128ZM193 213V212H192ZM214 213V212H213ZM264 213V212H263ZM179 214V213H178ZM90 219H96L97 220V215H93L90 214ZM104 215V214H103ZM182 215V214H181ZM191 215V214H190ZM127 217L124 216V218L126 219L127 218V223H131V219L133 218V216L131 215H126ZM261 216L263 217L264 215H262L261 213ZM260 214H259V218L261 217ZM96 217V218H95ZM107 217V216H106ZM112 217V216H111ZM110 217V218H111ZM116 217V216H114ZM123 217V216H122ZM193 217V216H192ZM198 217V216H197ZM201 217V216H200ZM230 217V216H229ZM143 218V217H142ZM164 218V219H163ZM185 218V217H184ZM191 218V217H190ZM214 218V217H213ZM248 218V217H247ZM264 218V217H263ZM98 219H99V216H98ZM105 219V218H103ZM113 219V218H112ZM189 219V218H187ZM197 219V218H196ZM204 219V218H203ZM232 219V218H231ZM252 219V218H250ZM249 218L246 219V223L248 225H250L252 223V221L250 220ZM256 219V218H255ZM258 219V218H257ZM95 220V221H96ZM101 220V219H99ZM98 220V221H99ZM110 220V219H109ZM137 220V219H136ZM139 220H142V219H139ZM200 220V219H199ZM198 220V221H199ZM205 220V219H204ZM254 220V219H252ZM138 221V220H137ZM160 221V223H159ZM166 221V220H165ZM164 221V222H165ZM166 221V222H168ZM202 221V220H201ZM213 221V220H212ZM258 221V222H256ZM261 221V220H260ZM101 222V221H100ZM136 222V221H135ZM163 222V223H164ZM170 222V223H171ZM182 222V221H181ZM186 222H189L190 221H186ZM185 222V223H186ZM245 222V221H244ZM257 225H259L258 228H263L264 226V221L263 222H259V219L258 220H255L254 221ZM102 223V222H101ZM133 223V222H132ZM139 224L142 225V222H138ZM179 223V222H178ZM184 223V222H183ZM192 223V222H191ZM245 223V225H246ZM134 224V223H133ZM194 224H195V221H194ZM199 224V222L197 223ZM237 224V223H236ZM144 225V224H143ZM173 225V226H172ZM179 225V224H178ZM219 225V224H218ZM252 225V224H251ZM254 225V224H253ZM133 226V225H132ZM145 226V225H144ZM143 226V227H144ZM172 226V227H171ZM185 226V225H184ZM247 226V225H246ZM261 226V227H260ZM140 227V226H139ZM178 227V226H177ZM213 226H211V223H208V221L204 222L203 224L200 225V231L202 232L203 235H209L212 231L210 230ZM216 227V226H215ZM250 227V226H249ZM147 228V227H146ZM176 228V227H175ZM220 229H224V228H229L232 230V234H234L236 236V238H240V234L238 232V228L237 226L233 223V221H226L224 223V226H220L219 227ZM218 228V229H219ZM257 226H256V230L258 229ZM214 229V228H213ZM249 229V228H248ZM148 230V229H147ZM182 231V230H181ZM214 231V230H213ZM258 231L261 232V230L258 229ZM264 231V230H263ZM174 232V231H173ZM177 232V231H176ZM186 232V230H185ZM196 232V231H195ZM209 232V234H208ZM139 233V232H138ZM187 233V232H186ZM186 233H184L186 235ZM199 233V232H198ZM220 233V232H218ZM217 233V234H218ZM228 233V232H226ZM143 234V233H142ZM176 234V233H175ZM189 235V234H188ZM199 235V234H198ZM213 234H210V236H212ZM151 236V235H150ZM217 236V235H216ZM242 236V235H241ZM188 237V236H187ZM209 237V236H208ZM213 237V236H212ZM210 237V238H212ZM228 237V236H227ZM149 238V236H148ZM204 238V237H203ZM202 238V239H203ZM244 238V237H243ZM253 238V237H252ZM175 239V238H174ZM185 239V237H184ZM235 239V238H234ZM153 240V239H152ZM201 240V239H200ZM212 240V239H211ZM228 240V239H227ZM239 240V239H238ZM156 241V240H155ZM185 241V240H184ZM183 241V242H184ZM198 238H194L192 241H188V242H185L182 244V246H184L185 249H187L188 247L192 246V245H195L196 243L198 244V242L200 243V241H198ZM202 241V240H201ZM235 241V240H234ZM240 241V240H239ZM245 241V240H244ZM161 242V241H160ZM170 242V241H168ZM182 242V241H181ZM237 242V241H236ZM249 242V241H248ZM177 245H178V242H176ZM202 243V242H201ZM231 243V242H230ZM235 243V242H234ZM238 243V242H237ZM156 244V243H155ZM164 244V243H163ZM168 244V243H167ZM180 244V243H179ZM224 244V243H223ZM226 244V243H225ZM175 245V246H177ZM227 245V244H226ZM163 246V245H162ZM179 246V245H178ZM181 246L180 249H182L183 247ZM233 246V245H232ZM165 247V246H164ZM173 247V246H172ZM204 247V246H203ZM206 247V246H205ZM224 247V246H223ZM245 247V246H244ZM262 247V246H261ZM259 248V247H258ZM124 249V248H123ZM149 249V248H148ZM162 249V248H161ZM177 249V248H176ZM184 249V250H185ZM190 249V248H189ZM200 249V248H199ZM202 249V248H201ZM255 249V248H254ZM179 250V249H177ZM230 250V249H229ZM256 250V249H255ZM260 250V249H259ZM125 251V250H124ZM123 251V252H124ZM153 251V250H152ZM202 251V250H200ZM251 251V250H250ZM258 251V250H257ZM199 252V251H198ZM203 252H206V251H203ZM216 252V251H215ZM214 252V253H215ZM230 252V251H229ZM157 253V252H156ZM211 253V252H210ZM213 253V254H214ZM259 253V252H258ZM257 253V254H258ZM172 254V253H171ZM170 254V255H171ZM176 254V253H175ZM182 255V253H180ZM192 254V253H191ZM195 254V253H194ZM202 254V252H200V255ZM220 254V253H219ZM221 254H223L221 252ZM254 254L252 255L253 258L254 257H258V255ZM162 255V254H161ZM188 255V253H187ZM205 255V253H204ZM202 255V256H204ZM217 255V254H216ZM248 255V254H247ZM251 255V254H250ZM261 255V254H259ZM166 256V255H165ZM214 257V255H212ZM224 256V254L222 255ZM222 256L220 255L219 256V260L222 264H227L226 261H224V259H222ZM185 258L188 257V256H184ZM196 258V256H194ZM200 257V256H198ZM211 257V256H210ZM209 257V258H210ZM212 257V258H213ZM247 257H251V256H247ZM263 257V256H262ZM175 258V257H174ZM190 258V257H189ZM194 258V260H195ZM211 258V259H212ZM226 258V257H225ZM246 258V257H245ZM259 258V257H258ZM257 258V259H258ZM261 258V257H260ZM188 259V258H187ZM203 259V258H202ZM217 259V258H216ZM227 259V258H226ZM249 260L251 258H248ZM255 259V258H254ZM253 259V261H254ZM262 259V258H261ZM151 260V259H150ZM186 260V259H185ZM189 260V259H188ZM192 260V258L190 259ZM214 260V258H213ZM247 259H244V257H240L237 256V258L234 260L235 263L234 264H248V261ZM256 260V259H255ZM153 261V260H152ZM217 261V260H216ZM252 261V262H253ZM263 260H261L262 262ZM182 262V261H181ZM189 262V261H188ZM195 262V261H194ZM215 262V261H214ZM233 262V261H231ZM259 262V260L256 261V263ZM104 262H97V264H103ZM157 263V262H156ZM193 262H191L192 264ZM126 264H132V263H126ZM135 264V263H134ZM186 264V263H185ZM190 264V263H189ZM198 264V263H197ZM264 264V263H263Z\"/></svg>",
  "mask_w": 264,
  "mask_h": 264
}]
</instances>
